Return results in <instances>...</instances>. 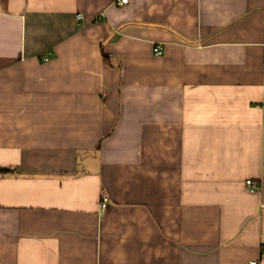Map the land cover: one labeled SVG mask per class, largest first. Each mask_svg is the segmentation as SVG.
<instances>
[{
    "label": "crops",
    "instance_id": "1",
    "mask_svg": "<svg viewBox=\"0 0 264 264\" xmlns=\"http://www.w3.org/2000/svg\"><path fill=\"white\" fill-rule=\"evenodd\" d=\"M263 103L264 0H0V264H264Z\"/></svg>",
    "mask_w": 264,
    "mask_h": 264
},
{
    "label": "built area",
    "instance_id": "2",
    "mask_svg": "<svg viewBox=\"0 0 264 264\" xmlns=\"http://www.w3.org/2000/svg\"><path fill=\"white\" fill-rule=\"evenodd\" d=\"M128 3H129V0H118V4L119 5H125V4H128ZM155 54L157 56H160V55H162V51L159 48H156L155 49ZM262 108L264 109V103L262 104ZM247 185H249V187L251 186L252 192L257 190V188L254 187V185H253V183L251 181L247 182ZM101 206H102V209H106L107 208V206H108V199L107 198L103 199V202H102ZM263 252H264V248H263ZM251 264H259V262L258 261H253V262H251Z\"/></svg>",
    "mask_w": 264,
    "mask_h": 264
},
{
    "label": "trees",
    "instance_id": "3",
    "mask_svg": "<svg viewBox=\"0 0 264 264\" xmlns=\"http://www.w3.org/2000/svg\"><path fill=\"white\" fill-rule=\"evenodd\" d=\"M4 172L7 173V172H9V171H7V170H3L2 173H4Z\"/></svg>",
    "mask_w": 264,
    "mask_h": 264
}]
</instances>
